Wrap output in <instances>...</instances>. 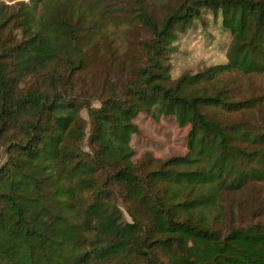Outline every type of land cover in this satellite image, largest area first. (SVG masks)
Instances as JSON below:
<instances>
[{
  "label": "trees",
  "instance_id": "trees-1",
  "mask_svg": "<svg viewBox=\"0 0 264 264\" xmlns=\"http://www.w3.org/2000/svg\"><path fill=\"white\" fill-rule=\"evenodd\" d=\"M7 1L0 264H264V214L244 217L240 200L264 184V0ZM204 11L230 34L226 62L175 79L180 34ZM133 24L150 38L124 59L108 29ZM109 52L121 66L99 75ZM141 113L190 128L188 156L135 162ZM192 156L230 225L171 185L200 176Z\"/></svg>",
  "mask_w": 264,
  "mask_h": 264
},
{
  "label": "rangeland",
  "instance_id": "rangeland-1",
  "mask_svg": "<svg viewBox=\"0 0 264 264\" xmlns=\"http://www.w3.org/2000/svg\"><path fill=\"white\" fill-rule=\"evenodd\" d=\"M28 0L7 1L9 4ZM127 1L129 5L130 0ZM205 21H196L193 28L185 34H180L178 43V53L172 57V75L175 79L184 73H198L207 67L223 64L226 62V50L230 43V34L224 31L220 25V19L215 18L209 11H204ZM110 25V24H109ZM108 34L113 38L116 45L120 47L119 55L124 57L129 49L126 46L133 44L132 50L135 51L134 43L150 38V34L136 24L132 26L117 25L109 26ZM102 49V45H101ZM102 53V51H100ZM111 52L108 53L109 60L106 63L99 64L98 74L102 71L112 69L120 65V61L112 64ZM253 86L264 90V78L254 80ZM95 104V103H94ZM83 116L88 119L86 112ZM139 128V133L132 138V148L135 152L134 161L139 163L147 155L162 160H168L174 157L188 156V135L190 128H180L172 117H162L159 120L151 118L147 114L141 113L135 120ZM191 171H200V176L191 178L188 176L173 177L171 185L174 187L179 198L187 199L191 209L196 208L202 202V206L213 213L221 214L226 225L233 221V209L230 202L216 206L213 201V191L204 180L205 172L195 157H189L187 160ZM189 172V173H190ZM196 173V172H193ZM187 175V174H186ZM187 185L192 193L189 194L182 187ZM244 207L243 215L247 217L251 212L260 210L264 214V184L256 185L240 197ZM189 211L188 214H192ZM1 257V256H0ZM4 259V258H3ZM6 260V259H4Z\"/></svg>",
  "mask_w": 264,
  "mask_h": 264
}]
</instances>
